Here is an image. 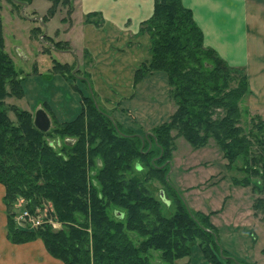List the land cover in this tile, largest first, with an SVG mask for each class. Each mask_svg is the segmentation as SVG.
<instances>
[{"label":"trees","instance_id":"obj_1","mask_svg":"<svg viewBox=\"0 0 264 264\" xmlns=\"http://www.w3.org/2000/svg\"><path fill=\"white\" fill-rule=\"evenodd\" d=\"M10 1L23 5L28 0ZM141 27L150 38V59L135 71L134 84L149 74H165L174 103L169 120L144 141L146 150L140 152V137L117 128L95 107L89 92L76 117L58 132L74 138L57 151L45 139L49 133L37 130L27 112L11 108L16 123L7 115L5 99H20L23 91L21 78L3 51L0 25V184L12 242L38 238L63 264H178L190 256L193 246L209 264H222L218 256L226 258L210 216L190 215L179 200L171 217L162 216L159 203L125 173L135 160L148 157L154 160L148 161L152 173H168L175 131L195 148L214 140L228 170L241 162L243 179L233 178L234 184L248 187L254 177V184L264 189V142L241 126L242 103L249 95L246 73L204 47L200 29L180 0H153L152 13ZM256 117L255 131L262 132L264 116ZM95 158L101 162L98 170ZM136 165L140 166L134 164L135 169ZM19 199L31 213L46 207L47 217L60 229L42 224L33 232L19 231L14 222ZM110 206L115 207L112 215ZM251 208L264 214V198L252 201ZM150 251L160 254L158 263Z\"/></svg>","mask_w":264,"mask_h":264},{"label":"rangeland","instance_id":"obj_2","mask_svg":"<svg viewBox=\"0 0 264 264\" xmlns=\"http://www.w3.org/2000/svg\"><path fill=\"white\" fill-rule=\"evenodd\" d=\"M75 1L58 0L56 3L51 0H28L23 3L25 4L24 6L22 4L15 5L10 0H0L3 51L10 58L13 68L21 78L23 91L20 99L15 97L5 99L4 104L7 109V115L11 122L16 123V118L10 110L11 108L27 112L31 120H33L34 112L37 109H42L50 120V127L47 131L49 134L45 139L51 142L58 151L61 147L68 146L74 138L71 135L58 132L61 131L64 123H69L76 117L81 108L82 97L89 96L87 84L81 80L86 78L98 108L109 116L120 130L139 135L142 138L139 151H145L144 141L146 139L144 136L146 135L147 139H151L156 128L169 120L170 115L174 111V103L170 99L169 94L167 93L168 95H166L165 92L167 101L161 106V114H158L154 112V107H157L156 104L155 106L153 103L148 105L144 103L147 96H149L147 94L144 96L142 103L139 101L141 104L133 107L129 103L121 102L116 95L110 96L112 105H109V102L103 103L101 101L93 90L90 78L91 72L82 67L77 69L78 66L74 62L65 63L63 56L59 55V51L71 49L63 39H60V30L63 28L60 23L70 17L74 10ZM36 17L39 19H35ZM40 23L45 25V29ZM48 44L54 46L57 50L51 49ZM73 50L78 52L80 61L82 59L80 58V48H73ZM85 59L86 57L84 56L82 60ZM63 65L68 68L63 69ZM159 75L165 77L162 72L154 74V82H156L157 88H159L160 83V79L157 77ZM56 96H58L57 99L52 100ZM48 100L51 101L48 102ZM245 100L246 98H244L242 103L244 114L241 126L245 133L251 131V133L257 134L254 136L252 134L254 139L259 137L264 142V131L256 132L254 127L259 119L256 114L245 111L247 110L244 103ZM61 103L68 106L72 105L76 113L70 117L69 113L62 116L58 113V111H62L60 108L62 107L60 106L62 105ZM55 108L57 111L54 110ZM258 116L263 119L262 116L264 114ZM171 133L174 148L170 153L168 162H166V164L170 165V173L167 179L169 182L167 184L165 183L168 174L166 170L161 174L152 173L148 162L151 157H148V160H135L132 163L131 170L125 173L126 178L137 179L143 189L146 190L147 195L159 203V211L162 216L171 217L175 213V202L178 200L182 201V197L187 204L189 211L186 210L190 215L196 218L210 216L212 224L222 225L228 219V221L235 219L230 216L231 213H239L238 210H242L248 205L250 199L247 200V196L251 195L252 201L256 198H264V189L254 184V177L250 178L251 184L248 187L234 184L233 178L238 181L243 179V174L238 170L241 162H236L233 168L228 170L226 162L223 160L214 140L210 139L203 147L195 148L182 137L177 136L175 131ZM249 136L251 135L249 134ZM96 143L97 141H94V144ZM95 161L97 162L96 168L98 170L101 167V162L97 158H95ZM150 162L153 163L154 160L150 159ZM136 163L141 167L139 166L138 169H135L133 166ZM160 191L163 192V197L169 201V204L162 202L159 196ZM23 205L24 202L22 200L16 201L14 206L15 216L23 208ZM114 209L115 207L113 206L108 208L110 215H112ZM33 212L43 220V224L54 229H60L59 223L55 222L51 217H47L46 207L34 209ZM226 213L228 217L225 216ZM253 214L254 222L256 223L253 234L258 237V245L260 243L264 245V214L259 210L253 211ZM18 230L20 231V229ZM134 240H139V238L134 236ZM198 249V246H193L190 256H194L193 252H198ZM150 252L154 263H158L160 254L158 252ZM190 256L188 258H191ZM188 258L179 260L177 263L184 264ZM218 258L221 262L222 258L219 256Z\"/></svg>","mask_w":264,"mask_h":264},{"label":"crops","instance_id":"obj_3","mask_svg":"<svg viewBox=\"0 0 264 264\" xmlns=\"http://www.w3.org/2000/svg\"><path fill=\"white\" fill-rule=\"evenodd\" d=\"M180 2L191 12L202 33L204 47L213 50L229 66L245 71L249 87L244 102L247 110L264 114V0ZM73 9L70 17L61 21L63 28H59L60 39L71 48L59 51L63 61L74 62L77 69L82 67L91 72L93 90L103 103L112 105L110 96L116 95L133 107L141 104L147 94L144 103L156 104L154 112L161 114V106L167 101L165 92L168 95L166 76H157L159 88L154 82L155 73L134 84L135 71L150 59V38L141 24L150 17L153 0H76ZM73 48H80V58L86 59L79 61ZM61 104L63 108L59 106L62 111L58 113L62 116L76 113L72 105ZM4 195L5 189L0 184V264H63L47 252L38 238L24 243L9 239ZM249 199L239 213L230 214L235 219H228L222 225L213 223L220 248L226 255L222 264H264V245H258V237L253 234L256 223L251 195L247 196ZM197 251L184 264H209Z\"/></svg>","mask_w":264,"mask_h":264},{"label":"built area","instance_id":"obj_4","mask_svg":"<svg viewBox=\"0 0 264 264\" xmlns=\"http://www.w3.org/2000/svg\"><path fill=\"white\" fill-rule=\"evenodd\" d=\"M14 222L17 229L25 232H33L43 224V220L29 210L22 208L14 218Z\"/></svg>","mask_w":264,"mask_h":264},{"label":"water","instance_id":"obj_5","mask_svg":"<svg viewBox=\"0 0 264 264\" xmlns=\"http://www.w3.org/2000/svg\"><path fill=\"white\" fill-rule=\"evenodd\" d=\"M24 6H25V4H23ZM23 6V7H24ZM35 19H39L38 17H36ZM42 26H43V28L45 29V25H43V23H40ZM45 35V34H44ZM89 89V92L91 93V90H90V88H88ZM94 104H95V107L98 109V107H97V103L96 102H94ZM109 119L111 120V118L109 117ZM33 125H34V127L37 129V130H39L40 132H47L48 131V129H49V127H50V120H49V118H48V116H47V114L42 110V109H37L35 112H34V116H33ZM138 137H140L139 135H138ZM145 138L147 137L146 135L144 136ZM136 168L138 169L139 168V166L138 165H136ZM169 173H170V170H169V172H168V174H167V176H166V180L168 179V175H169ZM159 196H160V198L162 199V200H164V198H163V192L162 191H160V193H159ZM181 200H182V202L184 203V205H185V207H186V209L188 210V207H187V204L185 203V201L183 200V198L181 197ZM189 211V210H188ZM117 215H119V213H116Z\"/></svg>","mask_w":264,"mask_h":264},{"label":"flooded vegetation","instance_id":"obj_6","mask_svg":"<svg viewBox=\"0 0 264 264\" xmlns=\"http://www.w3.org/2000/svg\"><path fill=\"white\" fill-rule=\"evenodd\" d=\"M137 136H138V135H137ZM144 138H145V137H144ZM140 139H142V138L140 137ZM145 139L148 140L149 138L147 139V137H146ZM149 146H150V143H149Z\"/></svg>","mask_w":264,"mask_h":264}]
</instances>
